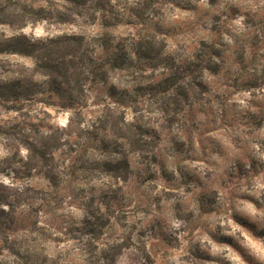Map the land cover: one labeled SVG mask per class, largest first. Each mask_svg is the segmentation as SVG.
Listing matches in <instances>:
<instances>
[{
	"label": "rangeland",
	"instance_id": "374dc122",
	"mask_svg": "<svg viewBox=\"0 0 264 264\" xmlns=\"http://www.w3.org/2000/svg\"><path fill=\"white\" fill-rule=\"evenodd\" d=\"M112 1L125 9L145 4L149 25L41 21L20 31L0 26V33L149 32L177 62L202 41L220 57L204 71L201 99L177 115L147 92L123 100L100 85L74 108L46 91L14 107L0 104V198L7 202L0 204V264H102L95 261L104 255L98 251L109 255L118 245L124 248L114 264H264V0ZM6 64L32 63L2 57L0 78ZM106 107L125 122L140 119L153 153L140 157L120 141L104 151L71 137L53 152L56 187L25 168V137L61 132L74 117L90 124ZM109 151L126 157L125 181L99 166ZM86 211L102 221L92 222L100 225L98 234L83 226ZM6 237L13 250L2 243Z\"/></svg>",
	"mask_w": 264,
	"mask_h": 264
},
{
	"label": "trees",
	"instance_id": "16d2710c",
	"mask_svg": "<svg viewBox=\"0 0 264 264\" xmlns=\"http://www.w3.org/2000/svg\"><path fill=\"white\" fill-rule=\"evenodd\" d=\"M145 11V4L125 9L112 0H0V26L20 31L41 21L73 24L83 20L102 27L140 25L146 28L150 19ZM163 47V41L149 32L118 38H85L75 34L33 38L23 33H0V62L2 57L16 56L32 63L31 67L6 64V69L2 68L6 77L0 78V104L14 107L46 91L65 97L69 108H74L83 103L90 88L100 85L108 87L110 97L123 100L129 92H147L165 105V112L177 115L201 99L205 89L204 71H209L210 63L214 64L213 60L220 54L215 45L202 41L194 55L177 62L164 55ZM156 70L161 73L155 75ZM74 118L68 120L61 132L37 133L24 138L25 168L42 173L53 187L58 183L56 167L52 165L53 152L61 146L62 139H86L104 151L120 141L140 157L155 150L154 141L143 134L140 119L125 122L113 108L106 107L87 125ZM117 153L109 151L98 161L99 166L112 177L125 181L129 164L124 155L115 156ZM4 203L6 200L0 198V204ZM92 222L102 221L86 211L83 226L98 234L101 227ZM2 241L8 250L15 248L14 240L6 237ZM123 248L118 245L109 255L107 250L100 249L98 253L104 255L95 261L114 264Z\"/></svg>",
	"mask_w": 264,
	"mask_h": 264
},
{
	"label": "clouds",
	"instance_id": "9594fccd",
	"mask_svg": "<svg viewBox=\"0 0 264 264\" xmlns=\"http://www.w3.org/2000/svg\"><path fill=\"white\" fill-rule=\"evenodd\" d=\"M5 183H8V181H4Z\"/></svg>",
	"mask_w": 264,
	"mask_h": 264
}]
</instances>
